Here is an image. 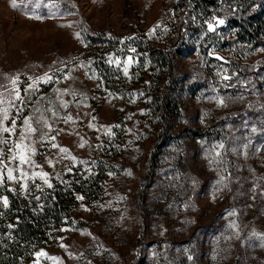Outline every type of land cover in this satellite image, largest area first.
Segmentation results:
<instances>
[{"label": "rangeland", "instance_id": "obj_1", "mask_svg": "<svg viewBox=\"0 0 264 264\" xmlns=\"http://www.w3.org/2000/svg\"><path fill=\"white\" fill-rule=\"evenodd\" d=\"M193 1L0 0V208L72 198L25 264H264V46ZM151 49L182 53L167 124Z\"/></svg>", "mask_w": 264, "mask_h": 264}, {"label": "trees", "instance_id": "obj_2", "mask_svg": "<svg viewBox=\"0 0 264 264\" xmlns=\"http://www.w3.org/2000/svg\"><path fill=\"white\" fill-rule=\"evenodd\" d=\"M239 2L243 7V13L240 16L244 18H235L231 22V27L239 28L243 42L255 47L264 46V44H258L264 42V8L247 15L251 2L249 0H239ZM191 3H194L198 14L207 10L213 14V10L210 11L211 7H218L217 0H194ZM180 4L183 7L189 5L187 0H180ZM184 10L188 18L180 21L177 27L180 29L191 27L197 35L200 27H195L194 23L188 22L191 20V15L188 8ZM180 51L175 50L173 55L162 49H151L149 55V59L164 73V79H166L159 96L164 124L170 120L168 117V112L172 109L169 107L170 97L174 86L178 83L175 59L182 54ZM6 193L9 198L8 209L0 208V264H25L31 260L40 246L51 242L53 226L61 224L64 217H70L69 204L72 198L63 191L50 192L48 197L42 198L44 200L42 206L36 205V200H30L20 193L16 194L12 191Z\"/></svg>", "mask_w": 264, "mask_h": 264}, {"label": "snow or ice", "instance_id": "obj_3", "mask_svg": "<svg viewBox=\"0 0 264 264\" xmlns=\"http://www.w3.org/2000/svg\"><path fill=\"white\" fill-rule=\"evenodd\" d=\"M17 6H18V5L15 3V0H13V7H17ZM220 23H223V21H220ZM209 28H212V25H209ZM77 35H79V34H77ZM12 82H13V84L16 83L15 80H13ZM16 99H20V94H19V92L16 93ZM0 103H4V101L0 100ZM9 103H11V102H9ZM0 112L3 113L2 118H0V131H2V132H13V131H15V128H16L15 121L12 122V127H10V128H9V127H3V126H2V125H3V122H4L5 120H8V119H9V113H8V110H7L6 108H0ZM24 123H25L26 131H27V132H34V131H35V129H33V128L31 127V124H30L29 120L26 119V120L24 121ZM24 139H25V137H24V135L22 134V135H21V141H20V144H17V145H16L17 148H21V146L23 145V141H24ZM3 143H7V141H3ZM23 146H24V147H27L26 145H23ZM18 158H19V160H20L21 163H25V162H27L26 159H25V157H24L23 155H20ZM12 159H17V157H16V156H13ZM44 175L46 176L47 174L45 173ZM13 178H14V177H13V175H12V170L9 169V172H8V179H13ZM49 186H51V185H49ZM4 203L7 204V200H6V199H5Z\"/></svg>", "mask_w": 264, "mask_h": 264}]
</instances>
